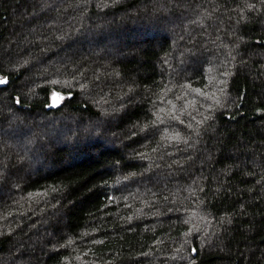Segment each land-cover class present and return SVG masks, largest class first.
Instances as JSON below:
<instances>
[{"label": "trees", "instance_id": "trees-1", "mask_svg": "<svg viewBox=\"0 0 264 264\" xmlns=\"http://www.w3.org/2000/svg\"><path fill=\"white\" fill-rule=\"evenodd\" d=\"M0 78V264H264V0H0Z\"/></svg>", "mask_w": 264, "mask_h": 264}, {"label": "water", "instance_id": "water-1", "mask_svg": "<svg viewBox=\"0 0 264 264\" xmlns=\"http://www.w3.org/2000/svg\"><path fill=\"white\" fill-rule=\"evenodd\" d=\"M61 97H59V95H56L55 97H54V95L51 97V103H50V105H49V108L51 109V108H55L56 106H58V104H59V101L61 100L60 99Z\"/></svg>", "mask_w": 264, "mask_h": 264}, {"label": "snow or ice", "instance_id": "snow-or-ice-1", "mask_svg": "<svg viewBox=\"0 0 264 264\" xmlns=\"http://www.w3.org/2000/svg\"><path fill=\"white\" fill-rule=\"evenodd\" d=\"M7 79L6 78H0V85H2V84H7ZM54 95V97L57 95L56 93H54L53 94ZM20 101L19 100H17V103H19Z\"/></svg>", "mask_w": 264, "mask_h": 264}]
</instances>
